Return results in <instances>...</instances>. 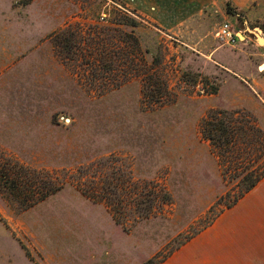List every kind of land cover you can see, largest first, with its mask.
I'll return each instance as SVG.
<instances>
[{"label":"rangeland","instance_id":"obj_1","mask_svg":"<svg viewBox=\"0 0 264 264\" xmlns=\"http://www.w3.org/2000/svg\"><path fill=\"white\" fill-rule=\"evenodd\" d=\"M0 5L12 55L0 61V264L157 261L205 222L226 189L199 132L212 109L233 112L232 125L247 133L245 156L263 167L264 0ZM125 17L134 29L116 23ZM222 23L234 44L216 37ZM102 27H111L106 37ZM137 41L150 49L161 103L142 101ZM126 58L136 66L122 65ZM123 71L129 80L117 85ZM57 183L65 184L37 201ZM225 211L170 256L202 233L212 242L214 228L228 225ZM252 213L259 249L264 212Z\"/></svg>","mask_w":264,"mask_h":264},{"label":"trees","instance_id":"obj_2","mask_svg":"<svg viewBox=\"0 0 264 264\" xmlns=\"http://www.w3.org/2000/svg\"><path fill=\"white\" fill-rule=\"evenodd\" d=\"M226 9L228 13H232L233 7L231 6V2L228 1L226 3ZM126 16V15H125ZM125 21L116 22L118 25H123L126 27H131V29L135 28L137 24L134 19H127L125 17ZM111 27H102L100 32H102L103 36L110 34L109 30ZM99 29L95 30V33L98 32ZM108 30V33L105 32ZM125 33V32H124ZM127 34V33H125ZM73 36V33H70V38ZM102 39H95L91 37V43L93 46H101L104 42ZM98 38V37H97ZM237 38V37H236ZM137 40V39H135ZM138 48L140 50V57L138 61V66L134 67L133 70H136L135 77L141 82V94L142 101L145 98H151V101L155 103H161V98L157 94L159 92V83L155 80L156 88H152L154 85L152 83V74L149 73L150 67H148L149 62L147 61L146 55L150 52L148 47H141L138 41L136 42ZM69 46V43H68ZM72 48V47H71ZM77 48V46H76ZM95 58V57H94ZM97 59H94V62ZM87 61L86 63H88ZM122 65L127 67L136 66V63L132 59H124L122 61ZM123 83H118L117 85H121L126 83L129 80L127 72L123 71L121 73ZM114 80V78H113ZM116 85V86H117ZM164 87L167 89L166 82L163 83ZM167 92V91H166ZM226 115L225 118L222 116ZM229 118H228V116ZM232 116L233 112H227L220 109H212L210 110L206 116L201 120L199 124V132L202 138L210 144L214 153L218 158V162L220 165V173L221 178L226 186L225 191L216 199V201L209 207L207 211V217L205 222L197 229H195L191 234L186 235L183 239L178 241L167 253L160 256L157 261H152V264H158L164 261L170 254L179 248L182 244L190 240L193 236L199 233L202 229L209 226L213 220L218 217L223 211L233 207L246 193H248L252 188H254L262 178H264V165L255 166L256 160L253 158H248L245 156V148L241 147V144H246V131L240 127L239 129L235 128V125H232ZM241 131H243L241 133ZM239 134V136H238ZM238 137L241 141H238ZM243 140V141H242ZM264 164V163H262ZM65 183H57L53 185L52 188L45 190L38 198L37 201L43 200L49 194L58 191L63 187ZM80 190V189H79ZM81 191V190H80ZM84 193V191L82 192ZM85 194V193H84ZM36 201V202H37ZM35 203V201H34ZM34 203H30L28 205H24L23 209H27L32 206ZM109 208V207H108ZM110 209V208H109ZM111 211V209H110ZM114 216V214H113ZM117 224L123 225L122 222H119L115 219ZM153 260V259H152Z\"/></svg>","mask_w":264,"mask_h":264},{"label":"crops","instance_id":"obj_3","mask_svg":"<svg viewBox=\"0 0 264 264\" xmlns=\"http://www.w3.org/2000/svg\"><path fill=\"white\" fill-rule=\"evenodd\" d=\"M5 14V6L0 5V61L12 56L6 54ZM225 212H228V225L222 231L216 230L217 226L214 228L212 242L211 236L207 240L202 233L194 244L190 242L161 264H264V246L258 249L253 244L251 230L253 223H259L252 212H264V178Z\"/></svg>","mask_w":264,"mask_h":264},{"label":"built area","instance_id":"obj_4","mask_svg":"<svg viewBox=\"0 0 264 264\" xmlns=\"http://www.w3.org/2000/svg\"><path fill=\"white\" fill-rule=\"evenodd\" d=\"M216 37L227 44H234L237 39L235 34L231 31L228 23H222L218 27L216 31Z\"/></svg>","mask_w":264,"mask_h":264},{"label":"water","instance_id":"obj_5","mask_svg":"<svg viewBox=\"0 0 264 264\" xmlns=\"http://www.w3.org/2000/svg\"><path fill=\"white\" fill-rule=\"evenodd\" d=\"M258 31V30H257Z\"/></svg>","mask_w":264,"mask_h":264}]
</instances>
